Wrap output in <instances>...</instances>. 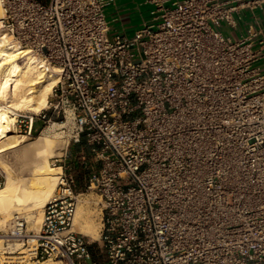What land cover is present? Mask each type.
<instances>
[{
  "label": "built area",
  "instance_id": "built-area-1",
  "mask_svg": "<svg viewBox=\"0 0 264 264\" xmlns=\"http://www.w3.org/2000/svg\"><path fill=\"white\" fill-rule=\"evenodd\" d=\"M115 3L0 0V38L57 78L17 129L57 125L67 148L82 145L54 161L31 261L264 264V26L253 15L236 35L264 0H150L131 36L112 28ZM85 194L101 211V262L74 229Z\"/></svg>",
  "mask_w": 264,
  "mask_h": 264
},
{
  "label": "bare ground",
  "instance_id": "bare-ground-1",
  "mask_svg": "<svg viewBox=\"0 0 264 264\" xmlns=\"http://www.w3.org/2000/svg\"><path fill=\"white\" fill-rule=\"evenodd\" d=\"M20 53L0 38V164L3 166L0 167L6 171V183L0 188V249L5 242H15L17 247L25 246L18 255L11 257L4 256L0 250V264H61L50 259L36 263L31 261L44 208L54 197L62 173L61 167L54 168L49 161L54 155V148L61 145L56 142L57 125L44 128L30 142L16 127L21 112L37 114L46 107L57 78L43 79L35 65L36 60L30 55L21 60L25 54ZM50 129H53L52 132H49ZM16 167L22 174L15 173ZM76 213L74 226L82 217L80 207ZM21 216L28 220V231H36L33 236L27 235L29 246L23 242L26 236L21 235L16 225L13 226L15 219ZM93 229L89 226L82 230L85 236L97 240L96 229Z\"/></svg>",
  "mask_w": 264,
  "mask_h": 264
},
{
  "label": "rangeland",
  "instance_id": "rangeland-1",
  "mask_svg": "<svg viewBox=\"0 0 264 264\" xmlns=\"http://www.w3.org/2000/svg\"><path fill=\"white\" fill-rule=\"evenodd\" d=\"M149 19V17L147 16L146 17V14L144 13V15H141L140 13L139 14H137V15H133V16H131V19H130V23H129V28L127 29V30H129L130 29V31H129V33L128 34H130V36H131V34H133L137 29H139L142 25H143V23H144V19ZM224 34L226 35V36H230V32L228 31V30H226V29H224ZM111 36V35H110ZM111 38H112V36H111ZM43 125L41 124V123H38L37 125H36V127H35V129H36V132H35V134H34V136L32 137V138H30V137H27V142H30V141H32V140H35L38 136H39V134H40V132L44 129V128H46V127H42ZM57 128V127H56ZM53 130V129H52ZM52 130L50 129L49 130V132L51 131L52 132ZM17 131L20 133V131L17 129ZM56 132H58L57 133V135L59 136H57V139H56V142H58V144H61L59 147L58 146H56L55 148H54V155H53V157L52 158H50V164L54 167V168H56L55 166H54V161H55V159H64V157H66V156H70V155H74L76 152H78L79 151V149L80 148H78V146L77 145H75V146H69L68 148H67V139H65V137H62V134H60V131L58 130V128H57V130H56ZM20 134H22L23 136H24V134L23 133H20ZM1 165V164H0ZM57 165L59 166L60 164H59V162H57ZM2 166V165H1ZM3 167V166H2ZM2 167H0L1 169H2V171L5 173L6 171H4L5 169L4 168H2ZM17 169V170H16ZM15 173L17 174H22V172L21 173H19V171H20V169H18L17 167L15 168ZM25 172V171H24ZM23 172V173H24ZM5 175H6V173H5ZM78 180H79V182H81V183H84V179L83 178H78ZM80 202H79V204H78V208L80 207L81 208V218H79V220H78V222H79V224H76L75 226H74V229L77 231V232H82L84 229H86L87 227H89V226H91L92 228H94L93 230H95L96 231V233H97V237H98V239L97 240H92L91 238H89V237H87V239L89 240V241H91L92 242V245H91V251H92V254H93V259L94 260H97L98 262H101L103 259H104V256H103V254H102V252H101V250H100V233H101V229H102V222H101V211H100V208L94 203V202H96L98 199L96 198V196L95 195H88V194H85V195H83V196H81L80 198ZM77 208V209H78ZM77 214V213H76ZM43 217V216H42ZM77 217V216H76ZM20 219L21 220H23L24 221V231H23V235L24 236H26V237H23V239H24V244L27 246L28 244H29V242H28V239H29V237L27 236V235H34L35 233L34 232H36L35 230H30V231H28L29 230V226H28V220L23 216H21L20 217ZM43 220V219H42ZM41 220V221H42ZM75 220H76V218H75ZM89 224V225H88ZM91 224V225H90ZM40 225V224H39ZM87 225V226H86ZM13 226H14V224H13ZM85 226V227H84ZM83 229V230H82ZM40 230V229H39ZM10 232V230L8 231V233ZM9 234H11V232L9 233ZM83 235H84V231H83V233H82ZM8 238H12L13 239V237H5V239H8ZM15 244V242H5V244H4V246H3V248L2 249H0L1 251H2V253H3V255L4 256H16V255H18L20 252H21V248H24L25 246H23V245H20L19 247H17V246H15L14 245ZM30 245V244H29ZM28 245V246H29ZM0 251V252H1ZM19 257H21V256H19ZM51 260V259H50ZM60 262V261H58V260H51V262ZM91 262V261H90ZM61 264H65V263H62L61 262Z\"/></svg>",
  "mask_w": 264,
  "mask_h": 264
},
{
  "label": "crops",
  "instance_id": "crops-1",
  "mask_svg": "<svg viewBox=\"0 0 264 264\" xmlns=\"http://www.w3.org/2000/svg\"><path fill=\"white\" fill-rule=\"evenodd\" d=\"M150 0H116L114 6L107 8L106 13L111 21L112 28L114 31H121L129 33L130 29L127 30L130 26L131 16L141 14H146V17H149L150 11L154 8L150 3ZM176 0H166V6H172ZM232 1V0H227ZM243 19L239 22V29L237 31V36L240 38L241 36H245L247 34L248 26L253 22V15L259 18V22L261 26H264V10L257 9L255 11H251L249 9L242 10ZM148 20L144 19V22ZM233 38H235V34L227 27Z\"/></svg>",
  "mask_w": 264,
  "mask_h": 264
},
{
  "label": "trees",
  "instance_id": "trees-1",
  "mask_svg": "<svg viewBox=\"0 0 264 264\" xmlns=\"http://www.w3.org/2000/svg\"><path fill=\"white\" fill-rule=\"evenodd\" d=\"M78 146V148H80L82 145L81 144H79V145H77ZM92 248V247H91Z\"/></svg>",
  "mask_w": 264,
  "mask_h": 264
}]
</instances>
